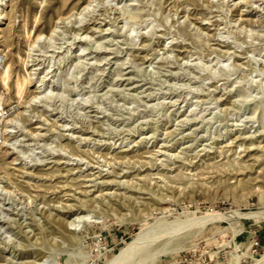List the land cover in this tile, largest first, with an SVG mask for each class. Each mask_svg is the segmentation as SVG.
<instances>
[{"label": "rangeland", "instance_id": "obj_1", "mask_svg": "<svg viewBox=\"0 0 264 264\" xmlns=\"http://www.w3.org/2000/svg\"><path fill=\"white\" fill-rule=\"evenodd\" d=\"M0 97V264L264 256V0H0Z\"/></svg>", "mask_w": 264, "mask_h": 264}, {"label": "bare ground", "instance_id": "obj_2", "mask_svg": "<svg viewBox=\"0 0 264 264\" xmlns=\"http://www.w3.org/2000/svg\"><path fill=\"white\" fill-rule=\"evenodd\" d=\"M8 69L9 68H6V70H5V73H6V75H9L8 74ZM4 74V73H3ZM4 76H5V74H4ZM4 78H6V77H4ZM5 80V79H4ZM19 85H21L22 86V84H19ZM18 85V86H19ZM20 88H22V87H20ZM19 88V89H20ZM18 90V89H17ZM18 91H20L21 92V90H18ZM23 91V90H22ZM22 93V92H21ZM1 98V97H0ZM1 100V99H0ZM81 219L82 218H79V219H77L76 220V222L80 225V223H81ZM201 221V220H200ZM205 221H207V220H203V221H201V222H205ZM141 239H138V240H136L134 243H132V244H130L127 248H125V249H123L118 255H117V257L113 260V262H112V264H139L141 261H142V257H138V256H141L142 254H139L137 257H133V255H131V250L132 249H134L136 246H138V245H140V243L142 242V241H140ZM142 245V244H141ZM154 253V252H153ZM152 254V253H151ZM146 256H150L149 255V253L147 254H145ZM143 256V255H142ZM145 256V257H146ZM131 258V257H133L132 259H130V260H128L127 258ZM45 263V262H44ZM256 264H264V256H262V258L261 259H259V260H257V263Z\"/></svg>", "mask_w": 264, "mask_h": 264}, {"label": "built area", "instance_id": "obj_3", "mask_svg": "<svg viewBox=\"0 0 264 264\" xmlns=\"http://www.w3.org/2000/svg\"><path fill=\"white\" fill-rule=\"evenodd\" d=\"M8 112L2 108H0V119H4L7 116ZM2 144V131L0 129V146ZM261 244L258 241H255L252 245L254 252H256L259 248H261Z\"/></svg>", "mask_w": 264, "mask_h": 264}, {"label": "crops", "instance_id": "obj_4", "mask_svg": "<svg viewBox=\"0 0 264 264\" xmlns=\"http://www.w3.org/2000/svg\"><path fill=\"white\" fill-rule=\"evenodd\" d=\"M261 245L264 246V240H261Z\"/></svg>", "mask_w": 264, "mask_h": 264}]
</instances>
